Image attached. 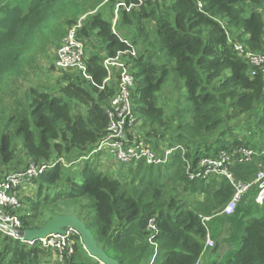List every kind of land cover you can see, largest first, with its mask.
Returning <instances> with one entry per match:
<instances>
[{
	"label": "trees",
	"instance_id": "16d2710c",
	"mask_svg": "<svg viewBox=\"0 0 264 264\" xmlns=\"http://www.w3.org/2000/svg\"><path fill=\"white\" fill-rule=\"evenodd\" d=\"M119 1L131 7L120 9L113 32L99 11L104 0H29L24 8L16 0H0V91L5 77L25 64L24 54L59 43L87 15L77 31L87 79L75 70H58L56 94L30 88L0 118V179L29 163L71 162L97 147L106 135L105 109L116 92L115 79L104 82L102 63L120 54L133 77L132 113L142 124L141 135L129 133L127 144L138 140L156 153L169 147L168 162L123 164L127 173L119 178L128 175L124 181L99 171L92 158L69 168L58 165L32 180L35 201L12 213L23 230L40 228L54 216H75L119 264H150L154 247L149 238L155 234L157 254L151 264H199L210 227L237 219L236 213L220 215L233 195L230 181L218 175L196 177L203 173L200 159L219 152L231 157L241 148L259 153L249 163L228 166L241 182L264 168V72L233 49L237 42L264 55L263 2L147 0L139 5L108 0L103 6L113 11ZM91 38L99 41V51L85 55ZM170 74L175 84L167 85ZM170 85L176 93L167 118L158 95ZM253 195L235 212L249 199L260 216L240 228L239 247L231 257L222 261L215 255L210 264H264V205L256 206ZM203 217H212L211 225H204ZM150 220L156 233L148 228ZM73 240L72 254L50 263V250L26 247L0 233V264H100L77 236ZM217 249V243L208 248Z\"/></svg>",
	"mask_w": 264,
	"mask_h": 264
},
{
	"label": "built area",
	"instance_id": "2783aa9c",
	"mask_svg": "<svg viewBox=\"0 0 264 264\" xmlns=\"http://www.w3.org/2000/svg\"><path fill=\"white\" fill-rule=\"evenodd\" d=\"M107 1L108 0H104V3ZM136 1L141 5L147 0ZM262 2L264 9V0H262ZM130 7L131 6L128 7L125 3L119 1L116 4L114 23L118 20L117 12L120 9L128 11ZM80 23L81 21H77L74 26L68 29L66 36L62 39L56 52L54 65L58 70L78 71L87 79L84 67V44L77 37V31L81 28ZM113 32H115V30H113ZM229 43H231V41H229ZM233 49L240 58L244 60L247 59L250 65L253 67H260L264 72V55L253 54L237 42L233 43ZM102 65L107 72L104 82L108 83L115 79L116 92L111 98L108 107L105 109L108 119L106 135L100 140L97 147L85 157H80L71 162L59 158L49 163H29L26 167L18 171L10 172L0 179V233L19 241L26 247L37 246L44 250H50L57 255L58 261L62 260L63 255L72 254L74 245L73 238L75 236L78 237V235L73 228L68 227L65 229L64 235L49 234L44 238L33 241L23 240L18 235L19 232L24 231L21 221L16 214L12 213V211L19 209L21 206L18 195L22 186L32 183L34 178L55 166L72 167L77 163L90 160L93 156L101 155L104 151L113 157L115 156L119 163L122 162V165L144 160L147 165L156 166L166 164L173 151V149L169 147H162L161 151L156 153L138 140H133L130 145L127 144L128 134L133 133L128 130L129 126L133 125L136 120L132 113L131 100V89L134 85L133 77L122 64L120 54L114 58H105ZM253 74L252 72V75ZM233 155L229 157L225 152H219L215 158H201L199 165L203 169V173H198L196 175V177L202 178H205L207 175L224 176L230 181L233 187V195L220 213V215L226 217H230L235 213L238 205L250 192L254 193V203L256 206L262 207L264 205V168H261L256 176L249 182L235 180L228 171L229 165L249 163L252 158L258 156L259 153L241 148ZM261 155H264V152H261L260 156ZM194 177L195 176L192 174L189 175L190 179H194ZM210 219V217H203L202 223L207 225ZM148 228L156 233L153 220L149 221ZM154 236H150L149 238V243L154 247V254L150 264L157 254V245L153 240ZM210 238L209 231H207L205 248L213 246V242Z\"/></svg>",
	"mask_w": 264,
	"mask_h": 264
},
{
	"label": "rangeland",
	"instance_id": "374dc122",
	"mask_svg": "<svg viewBox=\"0 0 264 264\" xmlns=\"http://www.w3.org/2000/svg\"><path fill=\"white\" fill-rule=\"evenodd\" d=\"M28 1L29 0H16V2L20 4L22 8L26 7ZM103 5L99 8V11L103 14L104 16L103 18L105 20L112 23V29L116 30L117 22H118V20H116V22L114 23V17L116 16L115 14L116 5L114 6L113 11H111L109 8ZM119 12L120 10L117 12L118 17H119ZM86 16L87 15L81 16L78 19V21L82 22ZM80 25L82 27V23H80ZM152 25L153 24H148L150 30L153 29ZM63 38H61L59 43L56 42L55 40L51 44H44V47H41L37 50L24 54V56L26 55L25 56L26 61L25 64L21 66L20 71L12 75L11 77L10 75H7L5 77L7 79L4 81V87L2 91H0V98L2 100V102L0 103V118L4 117V115L5 116L8 115L17 106L16 103L17 104L21 103L23 101L24 92L30 88L40 89L46 92L49 91L52 94L57 93L56 87L57 85H60L58 81L61 72H58V69L55 67L54 62H55L56 52ZM99 46H100L99 41L93 38L89 39V44L85 45V55L88 51H89L88 53L92 51L98 52ZM173 77L174 75L170 74L168 79L170 78L171 79L169 80L167 85L172 83L175 84V81L172 80ZM175 93H176V89L172 85H170L168 86V88H166V90H164L158 95L159 104L160 106L163 107L165 111V116L167 118L171 117L172 109H174L173 98L175 96ZM180 107L182 108L184 106H180ZM141 125L142 124L140 122H136L135 120V123L129 126L128 130H130V132L133 133L138 132L139 135H141L140 134ZM18 153H20V151H18ZM92 160H94V163L98 167L99 171L104 173L108 172V174H111L110 176L114 178H119L122 176V174L127 173V168L121 167L122 162L119 163L115 158V156L113 157L112 155L107 154L105 151L102 152L101 155L93 156ZM62 167L69 168V166H62ZM119 168H123V169H119ZM127 177L128 175L123 179L119 178V180L124 181ZM249 194H251V192L248 193V195ZM18 197L21 202L20 208L23 211L28 207L29 202L35 201L36 187H34L31 183L22 186V188H20ZM257 209L258 208H256L253 204H251V202H249L248 199V202L242 204L238 209V211L235 212L236 214L234 216L237 217L235 221H228L223 223V225H221L218 222L217 223L215 222V225H212V229L210 227V232H211L210 239L213 242L212 247H214L215 244L217 243L218 249L213 252H211V250H207L205 256L203 258H200L201 260L203 259L202 260L203 262H201V264H210L209 263L210 258H212L211 261H213L214 258L217 259L216 256H223L222 253H226L225 256H223L225 258L231 257L239 247L240 228L245 225L248 218H252L246 216L247 215L252 216V214H254L253 217L258 218L260 215L259 212L256 211ZM210 218L211 219L207 222V225L209 224L211 225L213 221V218L212 217ZM215 226H218V228L221 230L220 235H217V233L215 232L214 230ZM225 258H222V261ZM48 261H50V263L58 261L57 255L54 252H51Z\"/></svg>",
	"mask_w": 264,
	"mask_h": 264
},
{
	"label": "water",
	"instance_id": "95a60500",
	"mask_svg": "<svg viewBox=\"0 0 264 264\" xmlns=\"http://www.w3.org/2000/svg\"><path fill=\"white\" fill-rule=\"evenodd\" d=\"M73 228L86 253L100 264H119L116 260L109 258L101 247L94 241L92 232L85 226L79 218L68 215L54 216L46 221L40 228L26 229L18 233V235L26 241H33L44 238L49 234L64 235L65 229Z\"/></svg>",
	"mask_w": 264,
	"mask_h": 264
},
{
	"label": "crops",
	"instance_id": "0c3cea01",
	"mask_svg": "<svg viewBox=\"0 0 264 264\" xmlns=\"http://www.w3.org/2000/svg\"><path fill=\"white\" fill-rule=\"evenodd\" d=\"M245 202L247 203V202H248V199H246V200L244 201V203H245ZM241 205H242V204H241ZM253 215H254V214H252V216L247 215L246 217H253ZM246 217H245V218H246ZM245 218H244V220H245ZM248 219H249V218H248ZM242 227H243V226H242ZM217 230H219V229L216 228L215 231H217ZM208 248H213V247H206L205 252H204V255L202 256V258L205 256V253H207L206 251L208 250ZM225 254H226V253H222L223 256H225ZM223 256H219V258H221V259H222V258H225V257H223ZM202 260H203V259H202ZM202 260H200L199 264H201V262H203ZM205 261H206V260H205Z\"/></svg>",
	"mask_w": 264,
	"mask_h": 264
}]
</instances>
